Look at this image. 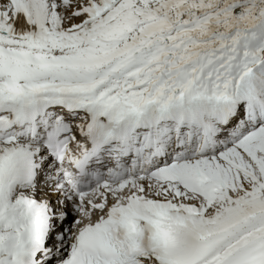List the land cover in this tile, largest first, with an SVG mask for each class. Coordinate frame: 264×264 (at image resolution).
Segmentation results:
<instances>
[{"label": "snow or ice", "instance_id": "1", "mask_svg": "<svg viewBox=\"0 0 264 264\" xmlns=\"http://www.w3.org/2000/svg\"><path fill=\"white\" fill-rule=\"evenodd\" d=\"M0 264H264V0H0Z\"/></svg>", "mask_w": 264, "mask_h": 264}]
</instances>
